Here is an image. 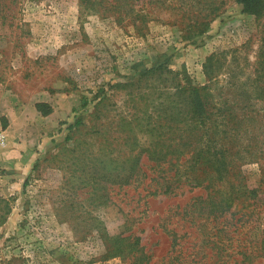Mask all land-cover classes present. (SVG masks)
I'll list each match as a JSON object with an SVG mask.
<instances>
[{"label": "rangeland", "instance_id": "obj_1", "mask_svg": "<svg viewBox=\"0 0 264 264\" xmlns=\"http://www.w3.org/2000/svg\"><path fill=\"white\" fill-rule=\"evenodd\" d=\"M4 3L0 218L12 211L0 264H264V99L245 92L259 77L264 16L237 0ZM160 64L179 74L141 77ZM186 75L226 122V152L201 162L200 140L166 155L181 150ZM192 164L217 190L240 180L256 190L251 207L184 217L211 191L166 193ZM129 234L140 249L120 239Z\"/></svg>", "mask_w": 264, "mask_h": 264}, {"label": "trees", "instance_id": "obj_2", "mask_svg": "<svg viewBox=\"0 0 264 264\" xmlns=\"http://www.w3.org/2000/svg\"><path fill=\"white\" fill-rule=\"evenodd\" d=\"M237 1L242 4L243 10L245 12L256 14L259 18L264 16V0ZM4 8V0H0V15H2L3 18L6 17ZM213 10L214 8H212V11ZM208 23L209 22H203V31H205L208 27ZM215 57H217V55L215 54L211 56L209 58V62H212ZM259 58H261V65L257 69L259 77L255 79L256 84H254V89H248L245 92L253 93L254 95L257 94V96H255L256 98L264 99V51L259 56ZM210 64L206 65L207 71L209 73L211 70ZM166 69L167 72L179 74V72H174L171 68H167L165 65L160 64L155 68L145 70L141 74V77H145L153 73H159L161 75L166 71ZM184 78L185 83L183 85L179 83V88L176 86L177 91H179L182 95L181 97L183 98V101L187 107L186 111L181 115V123L183 124L181 126L182 146L181 150L171 149L167 152L166 155L175 154L177 152L183 154L186 149L195 150V148H198L197 154L199 155H197L195 159L197 162H201L202 154H210L211 152L219 154L221 152H226V150L224 149V147H226L225 144L220 143V138L222 140L226 139V127L220 128V126H224L226 122L224 119H213L214 110L212 109V104L210 103L211 101L208 99L207 94L204 91L207 86L195 84L187 75ZM212 123H215L217 128L219 127V130L216 133L220 136L215 135L214 131H212ZM196 140H200L201 143L199 146L192 148ZM216 160L219 161L220 159ZM190 167H192L191 170H186L185 172H180L179 170L178 172H176V174L173 176L174 181H169L166 186V193L170 192L174 196L178 195L179 193L176 191V189H179L183 184H195V186L204 185V187L208 189L211 187V191H209L207 195L200 194L199 196L192 197L191 200L186 204L187 206H183L184 217L190 216V219L194 221V217L199 214L203 218H206V222H209L210 220L219 221L220 216L229 211H232L234 207L239 208V210H242L244 207H251L252 202H250V199L256 197V195H254L256 190L250 189L246 184L243 183L242 180H240L237 184L229 186V188L217 190L215 188L216 186L212 176H208L207 173H200V170L196 168V164H192L190 165ZM246 202L248 203L246 204ZM11 211L12 207L8 204L6 213L0 218V223L6 220ZM241 219L242 218L240 217L237 221H240ZM120 239L122 241H127L128 239V243L126 244V246L128 247L137 248L136 250L141 248H138L140 245H142V238L139 235L129 234L126 236H121ZM145 259H147V256H145L141 261L143 262Z\"/></svg>", "mask_w": 264, "mask_h": 264}]
</instances>
